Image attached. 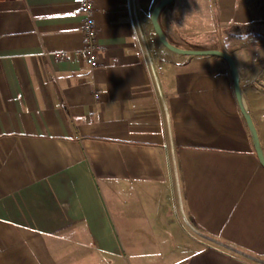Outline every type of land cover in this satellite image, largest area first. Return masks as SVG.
<instances>
[{
    "label": "crops",
    "instance_id": "obj_1",
    "mask_svg": "<svg viewBox=\"0 0 264 264\" xmlns=\"http://www.w3.org/2000/svg\"><path fill=\"white\" fill-rule=\"evenodd\" d=\"M94 1L93 68L81 0H0V264H264V167L228 62L161 44L160 0ZM160 24L230 52L264 150V40L225 42L264 35V0H174Z\"/></svg>",
    "mask_w": 264,
    "mask_h": 264
},
{
    "label": "water",
    "instance_id": "obj_2",
    "mask_svg": "<svg viewBox=\"0 0 264 264\" xmlns=\"http://www.w3.org/2000/svg\"><path fill=\"white\" fill-rule=\"evenodd\" d=\"M174 0H160L155 7L153 8L151 12V22L154 28V31L161 42L168 50L178 53L181 55L185 56H218L223 59H225L231 69V74L233 77V83H234V90H235V95L237 98V102L239 104L241 113L243 117L245 118V121L247 123V126L249 128L252 140H253V145L257 154V157L259 159L260 164L264 167V150L261 144V140L259 137V133L257 130V127L253 121V118L251 114L249 113L244 98L241 90V84H240V73L239 69L237 67V64L233 58V56L228 52L227 50L224 49H215V48H207V49H195V48H181L179 46H176L172 44L168 39L167 36L160 24V16L162 12L165 10V8L172 3ZM242 39L246 40H253L254 38L251 37L249 39L244 36Z\"/></svg>",
    "mask_w": 264,
    "mask_h": 264
},
{
    "label": "built area",
    "instance_id": "obj_3",
    "mask_svg": "<svg viewBox=\"0 0 264 264\" xmlns=\"http://www.w3.org/2000/svg\"><path fill=\"white\" fill-rule=\"evenodd\" d=\"M80 11L82 15V29L84 34V47L82 50L86 62L91 67H97L99 56L103 51V46L99 41L98 27L95 20V1L81 0ZM56 58H64V53L54 54Z\"/></svg>",
    "mask_w": 264,
    "mask_h": 264
},
{
    "label": "trees",
    "instance_id": "obj_4",
    "mask_svg": "<svg viewBox=\"0 0 264 264\" xmlns=\"http://www.w3.org/2000/svg\"><path fill=\"white\" fill-rule=\"evenodd\" d=\"M246 36L247 39L253 37V40H257V39H262L264 40V35L259 34L258 32L254 31V30H242V29H235L234 32H232L230 34V36H228L225 40L227 47H232V44L230 42L231 39H239V40H243L242 38ZM250 40V41H253Z\"/></svg>",
    "mask_w": 264,
    "mask_h": 264
},
{
    "label": "rangeland",
    "instance_id": "obj_5",
    "mask_svg": "<svg viewBox=\"0 0 264 264\" xmlns=\"http://www.w3.org/2000/svg\"><path fill=\"white\" fill-rule=\"evenodd\" d=\"M230 42L233 43V44H234V43H237V44H238V43H239V44L241 43L240 45H243L244 42H247V40H246V39H243V40H239V39L234 40V39H231ZM221 46H223V45L221 44ZM240 48L242 49V48H244V46H240ZM259 137H260V136H259Z\"/></svg>",
    "mask_w": 264,
    "mask_h": 264
}]
</instances>
